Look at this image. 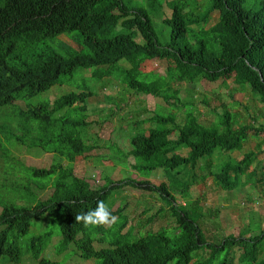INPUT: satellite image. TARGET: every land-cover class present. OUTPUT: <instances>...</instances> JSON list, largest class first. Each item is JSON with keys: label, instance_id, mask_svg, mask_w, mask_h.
I'll return each instance as SVG.
<instances>
[{"label": "trees", "instance_id": "obj_1", "mask_svg": "<svg viewBox=\"0 0 264 264\" xmlns=\"http://www.w3.org/2000/svg\"><path fill=\"white\" fill-rule=\"evenodd\" d=\"M162 1L0 0V82L4 77L8 82L2 88L11 83L27 100L23 109L0 114V259L21 256V237L33 224L25 255L39 264H264V214L252 217L237 234L226 232L215 220L218 205H203L207 192L200 188L198 194L192 187L203 184L220 192L252 186L264 197V163L256 156L264 144V0L166 1L171 11L162 19L169 28L164 42L154 24ZM212 12L217 18L209 23ZM71 32L82 50L67 56L39 52L16 68L4 62L22 44ZM151 60L165 61L164 73L141 69ZM80 67L90 68L86 76L91 81L113 79L134 101L139 93L158 100L151 116L127 132L121 128L104 146L110 148L111 159L124 158L123 152L131 156L136 170L173 171L166 173L170 179L159 184L128 177L116 181L105 170L104 183L92 186L75 174L84 153L100 144L87 130L86 98L96 93L94 85H78L53 102L31 96ZM202 78L218 85L198 91L210 116L195 112L192 94ZM182 82L188 88L180 97ZM221 88L226 89L222 94ZM238 92L251 96L243 104L245 112L235 107ZM107 97L118 107L124 100ZM252 103L256 111H249ZM143 104H131L128 110L139 115L147 110ZM179 115H184L181 123ZM14 130L19 134L13 135ZM250 135L259 138L245 148ZM122 140L123 149L118 146ZM14 146L24 152H51L52 161L48 166L24 162L26 158L11 155ZM125 186L158 193L163 205L143 223L161 220L156 230L134 232L128 203L122 205L124 196L115 209L114 202L107 204L111 191ZM98 201L117 217L112 227L85 228L75 222L77 214L94 209ZM250 230L254 232L247 234ZM54 236V249L63 259L51 258L46 250ZM71 256L75 259L64 263Z\"/></svg>", "mask_w": 264, "mask_h": 264}, {"label": "rangeland", "instance_id": "obj_2", "mask_svg": "<svg viewBox=\"0 0 264 264\" xmlns=\"http://www.w3.org/2000/svg\"><path fill=\"white\" fill-rule=\"evenodd\" d=\"M166 1L169 0L162 1V11L155 13L154 15V24L159 35V39L162 42H164L163 40L166 37L168 38L169 34V28L162 23V19L165 16L170 15L171 11L170 8H168L166 5ZM216 18L217 12H212L209 23H213ZM82 49L83 47L76 39V35L74 34V32L61 33L55 35L54 37L47 38L39 43H31L24 46L20 51V58L14 60L9 59L8 62L13 65H18L20 59L29 60L39 52H57L67 56L69 54H72L74 51H80ZM166 65L167 64L165 61L159 62L158 60H151L144 63L143 66H141V69L143 71H149L153 69L162 74L164 73ZM88 69L90 68H87L86 70L80 67L77 68L73 72V74H60L58 81L53 83L48 89L40 91L38 94H36V96L32 97L34 101L48 99L50 102H52L51 99H53L55 96L58 97L61 94L68 92L69 90H77L76 87L78 85L82 88L84 87L83 89H85V87H92L94 85L96 93L88 96L86 100L87 112H90L89 118H87V120H90V124L87 126V130L89 134H92L93 137H96L97 142L100 144L92 150L84 153L82 158L74 166L75 174L83 175L88 179L92 186L99 185L104 181L103 175L105 173V170L110 172V178L116 181L125 177L135 180L148 178L153 182H157V180H163V176H166L167 179H170L166 175V173L168 175L174 174L173 171L165 173V171L162 169H155L151 171L136 170V168H134L133 166L134 160L131 156H127L125 152H123L124 158L111 159L109 158V156H107L110 148L104 146V141L106 139H110L111 141L115 140L121 128L124 130V132H127L134 127V124L137 121H139L143 117L146 118L151 116L152 110L155 108V104L158 100L151 95L139 93L137 95L138 100L134 101V96L131 94V92L129 94L125 93L123 95V92H125L124 88L117 84V82H114L113 79H110V81H108L107 83H105L106 78L104 79V82L103 79H96V81L87 79L86 75L91 74V70ZM181 84L182 90L178 93L180 97L184 95V89L188 88V82H182ZM217 86V82H210L204 78L198 80V83L195 84V90L193 91L192 96L196 104L195 112L197 114L199 110L200 112H204V116L211 115L206 111V108L200 102V98L202 97L201 93L204 89L211 90L213 88H217ZM198 91H201V93H199ZM225 91V88L220 89L221 94ZM110 95H113L114 97L122 96L124 98V100L119 101V107L115 105L112 97H107ZM250 97L251 96L248 92L244 94L240 92L235 93V99L240 101V104L238 105L236 102H234V104L237 105L235 107H237L239 111L245 112L243 109V104L246 103L247 98ZM139 101H143V105H145L147 110L139 115H136L128 109L130 108L131 104L135 105V108H138ZM93 108H95L94 111H92ZM253 110H257V104L255 103H252L249 106V111ZM62 111L63 110H59L58 112ZM10 113H12V110H10ZM203 115H201V117H203ZM178 119L182 120L183 115H179ZM146 125L147 124H145V126ZM18 134L19 133L16 130L13 131V135L16 136ZM258 138L259 137L250 135V137L244 143L245 148L249 146L247 144H255ZM100 145L102 146L100 147ZM118 146L121 148L124 146L123 140L121 141L120 145L118 144ZM259 147H261V150L256 156L260 158L264 163V144H262V146L260 145ZM10 150L11 155H14L23 160L24 158H26L24 162L27 163H36L41 166H48L52 161L51 152L28 153L26 151L24 152L22 147L19 148L16 146L10 147ZM116 152L118 154H121V152L118 150H116ZM213 159L216 160V156H213ZM201 162L202 161L199 160L198 164H200ZM123 163H126L127 165ZM198 173H202L199 167ZM1 179L2 174L0 170V180ZM207 182L209 184H213L210 177L207 178ZM202 186L203 184H196V186L193 185L192 187L197 189L196 193L200 188L207 192V198L203 202V205H205L206 207L218 205L219 215L215 220H217L226 228V232L233 231L235 234H237L240 228L246 226L252 217L258 218L260 214H264V197L259 190L255 189L252 186H248L246 188L238 187L233 190L230 189L225 191L220 189V192L210 191L209 189H206ZM51 190L52 187L50 186L48 187V189H46V192L48 193ZM142 191V189L125 186V188L120 192L116 190L111 191V194L107 201L108 204L114 202L112 208L115 209L117 205L120 204V197L122 195H127V198L123 197L122 201L124 203H128L126 211L132 217V219L128 220V223L134 224L135 233H137L138 230H156L159 224L162 223L161 220H158L153 223L143 224L150 215L154 214L159 209V207L163 205V201L160 199L157 193H143ZM191 191L194 194L193 190ZM199 193L200 192H198V194ZM177 199L179 202L184 201L179 193L177 194ZM212 218H214V216ZM125 229L123 230V232L125 231ZM253 232L254 230H250L247 234H251ZM33 233H35V229L34 225L32 224L28 232L24 236H22L20 240L22 255L27 254V252L29 251V239L30 235ZM49 252L52 256L63 259V254H61L60 256L55 251V249L50 248ZM6 263H8V261L5 257L0 259V264Z\"/></svg>", "mask_w": 264, "mask_h": 264}, {"label": "clouds", "instance_id": "obj_3", "mask_svg": "<svg viewBox=\"0 0 264 264\" xmlns=\"http://www.w3.org/2000/svg\"><path fill=\"white\" fill-rule=\"evenodd\" d=\"M61 34V33H59ZM55 35H53L54 37ZM47 37V36H46ZM47 39V38H46ZM67 39V38H66ZM31 43H35V42H27L26 44H22V46H20L18 49H16V51L13 53V55H10V56H5L4 59V62L6 65H8L9 67H15V66H21V62L23 61V59H20L19 60V64L18 65H13V64H10L8 62L9 59H17V58H20V51L21 49L28 45V44H31ZM57 53V52H56ZM33 58L29 59V60H32ZM26 60V59H24ZM28 61V60H27ZM25 65V64H23ZM16 68V67H15ZM4 82H8L4 77L1 76V82H0V88L2 89L1 91V97L0 99H4V100H7L8 102H5V103H2L0 104V114L2 112H5V111H9V110H12V109H15V110H18V109H23V107L26 106V102L27 100L25 98L21 99V97L15 93V90H14V87L12 86V84L10 83L9 86H5L4 88H2V84ZM48 89V88H46ZM45 90V89H44ZM4 91V92H3ZM43 91V90H42ZM40 92V91H39ZM38 93V92H37ZM36 93V94H37ZM35 94V95H36ZM35 95L31 96V97H34ZM57 96H55L52 100L56 98ZM87 100V98H86ZM23 105V106H21ZM204 106V105H203ZM184 120V115H183V119L182 120H179L178 121L181 123L182 121ZM30 122H27L24 124V126L22 128H20V131L22 129H24L25 126H27ZM27 152V151H26ZM42 152H46V151H42ZM29 153V152H28ZM155 170V169H154ZM151 171V170H150ZM164 179L163 180H166V177L163 176ZM87 179V178H86ZM88 180V179H87ZM143 181L145 180H149L151 181L150 179L148 178H143L142 179ZM137 181H140V180H137ZM159 180H157V182H153L151 181V183L153 184H159ZM104 183V181L102 182ZM101 183V184H102ZM100 185V184H99ZM137 188V187H135ZM120 192V191H119ZM143 192V191H142ZM144 193V192H143ZM153 193H156V192H153ZM158 194V193H157ZM177 194L178 193H175L176 197H177ZM180 194V193H179ZM126 197L127 198V195H122L121 197ZM121 197H120V204L121 205ZM108 204V203H107ZM126 203L122 204V205H126ZM117 205V206H119ZM75 222L77 223H83L84 227L85 228H89V227H93V228H96V227H106V228H110L112 227L116 222H117V217L112 215L110 209L108 208V206L103 202V201H98L97 202V206L94 208V209H90L89 211H87L86 213H83V214H77L75 216ZM54 239L51 238L52 242L51 244L47 247V251L49 252V249L50 248H53L54 249V243L56 241V238L55 236L53 237ZM57 243V242H56ZM46 250L44 249L40 255V257H42V255L44 256L46 254ZM50 253V252H49ZM62 252L59 253V255L61 256ZM50 256L51 258H54V259H59V257H56V256H52L51 253H50ZM5 257V256H4ZM8 261V263L6 264H39L38 261L36 259H33L31 256L29 255H22L21 256L19 255L18 258H15L12 260L8 259L7 257H5ZM75 259L74 256H71V257H67L65 260H64V263H69V262H72L73 260ZM195 259V258H194Z\"/></svg>", "mask_w": 264, "mask_h": 264}]
</instances>
